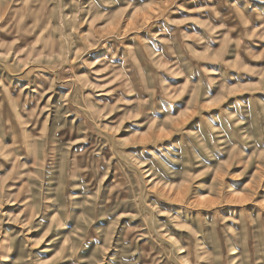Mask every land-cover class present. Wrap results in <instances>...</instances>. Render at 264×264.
Masks as SVG:
<instances>
[{
    "label": "rangeland",
    "instance_id": "obj_1",
    "mask_svg": "<svg viewBox=\"0 0 264 264\" xmlns=\"http://www.w3.org/2000/svg\"><path fill=\"white\" fill-rule=\"evenodd\" d=\"M0 264H264V0H0Z\"/></svg>",
    "mask_w": 264,
    "mask_h": 264
}]
</instances>
